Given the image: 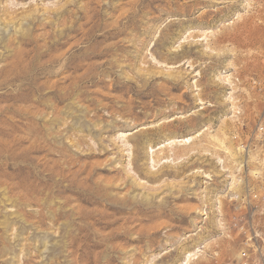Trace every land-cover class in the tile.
Masks as SVG:
<instances>
[{
  "label": "rangeland",
  "instance_id": "374dc122",
  "mask_svg": "<svg viewBox=\"0 0 264 264\" xmlns=\"http://www.w3.org/2000/svg\"><path fill=\"white\" fill-rule=\"evenodd\" d=\"M246 242L264 0H0V264H237Z\"/></svg>",
  "mask_w": 264,
  "mask_h": 264
},
{
  "label": "built area",
  "instance_id": "2783aa9c",
  "mask_svg": "<svg viewBox=\"0 0 264 264\" xmlns=\"http://www.w3.org/2000/svg\"><path fill=\"white\" fill-rule=\"evenodd\" d=\"M237 264H264V246L251 245L246 242L240 251Z\"/></svg>",
  "mask_w": 264,
  "mask_h": 264
},
{
  "label": "bare ground",
  "instance_id": "6f19581e",
  "mask_svg": "<svg viewBox=\"0 0 264 264\" xmlns=\"http://www.w3.org/2000/svg\"><path fill=\"white\" fill-rule=\"evenodd\" d=\"M229 79V78H228ZM192 139V137H173L170 138L165 144H161L157 149H161L162 147H166V146H176V145H185L187 144L190 140ZM227 138H219L217 139L218 145L219 147H221L222 149H225V151L227 153H230L231 156H236L237 157V152L229 145L228 146V142H227ZM194 253H191L189 256H187L186 261L182 262L181 264H189V262L192 260ZM240 253L238 254V259H239Z\"/></svg>",
  "mask_w": 264,
  "mask_h": 264
}]
</instances>
